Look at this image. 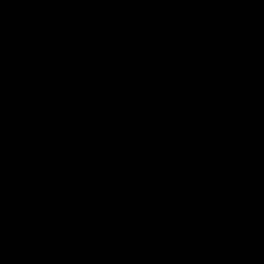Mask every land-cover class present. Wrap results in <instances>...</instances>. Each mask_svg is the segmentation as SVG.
Returning <instances> with one entry per match:
<instances>
[{"label": "water", "instance_id": "water-1", "mask_svg": "<svg viewBox=\"0 0 264 264\" xmlns=\"http://www.w3.org/2000/svg\"><path fill=\"white\" fill-rule=\"evenodd\" d=\"M0 264H264V0H0Z\"/></svg>", "mask_w": 264, "mask_h": 264}]
</instances>
